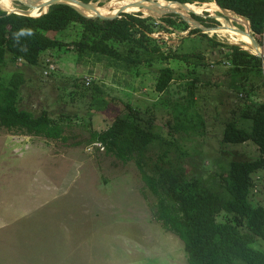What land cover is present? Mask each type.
Masks as SVG:
<instances>
[{
  "label": "rangeland",
  "instance_id": "obj_1",
  "mask_svg": "<svg viewBox=\"0 0 264 264\" xmlns=\"http://www.w3.org/2000/svg\"><path fill=\"white\" fill-rule=\"evenodd\" d=\"M91 1L92 7H98L111 0ZM211 2L216 1L193 0L190 4L201 7ZM11 5L14 9L30 8L17 0H12ZM43 8L36 2L30 10L37 14ZM142 8L164 9L159 5ZM181 9L185 13L172 10L157 16L154 11L137 12L167 26L168 29L155 27L150 33L162 50L206 51L209 60L215 62L212 66L197 67L177 59L127 64L102 54L80 55L69 45L43 51L38 65L17 67L9 60L10 67H2L5 72L9 70L4 77L10 76L12 70L24 71L27 82L22 107L35 113L44 108L54 116L62 112L70 117L64 120L67 140L27 135L24 130L0 126V264H189L184 242L158 220L157 196L143 180L135 157L123 161L100 143L90 146L93 133L105 130L112 116L130 103L156 132L178 143L187 153L182 156L173 147L170 156L175 160L179 155L183 165H190L213 186L218 181L216 175L233 160L261 156L253 140L227 143L222 138L229 119H236L245 129L251 128L252 121L238 115L264 100V74L251 77L254 90L249 95L243 89H232L225 73L231 66L224 55L227 49L210 53L212 41L201 35L209 31L189 33L199 28L197 20L188 9ZM215 12L224 23L216 19L219 24L213 25L245 30L246 20L233 11H227V16ZM169 16L176 20L175 24L162 20ZM208 34L223 43L243 46L228 35ZM49 35L70 44L80 40L81 29L73 26L67 33ZM254 36L264 43L262 36ZM111 44L121 54L131 47L126 42ZM48 59L55 68L45 75ZM166 66L174 67L176 76L160 92L156 85L160 70ZM191 70L199 73L201 79L192 109L197 115L194 113L193 117L197 123L202 119L203 124L197 129L175 131L171 126L190 97L191 79L180 74ZM87 80L104 92L92 98L91 87L84 84ZM76 81L80 89L76 88ZM79 90L88 92L82 95ZM162 148L160 143L153 144L150 157L156 160ZM253 180L251 201L264 206V168L253 174ZM254 245L264 249V239L258 238Z\"/></svg>",
  "mask_w": 264,
  "mask_h": 264
},
{
  "label": "trees",
  "instance_id": "obj_2",
  "mask_svg": "<svg viewBox=\"0 0 264 264\" xmlns=\"http://www.w3.org/2000/svg\"><path fill=\"white\" fill-rule=\"evenodd\" d=\"M215 1L221 7L245 16L250 21L253 34L262 36L264 0ZM119 11L121 10L108 8L97 13L116 15ZM203 13L206 16L191 14L207 26L219 24L207 11ZM162 20L170 25L176 23L172 16ZM73 26L80 27L81 36L80 40H73L70 44L49 35L50 32L67 33ZM155 27L168 29L166 25L156 23L150 16L142 17L141 12L137 11L123 12L116 18H100L83 15L65 3L53 4L47 12L39 16L8 13L0 8V126L51 139H68L64 134V120L70 117L69 115L60 112L59 116H54L44 108L40 113H35L21 106L27 80L24 71L17 69L12 70L10 76L4 77L9 70L5 72L2 67H10L9 60L17 67L18 64L34 66L41 63L43 51L72 45L80 55L102 54L123 60L127 64L177 59L203 68L215 63L209 60V52L202 50H162L156 43V38L150 35ZM195 31L201 30L195 28L189 33ZM201 35L212 41L213 50L210 53L215 49L220 52L226 51L223 48L227 49L223 54L231 64L225 72L230 77L228 84L232 89H243L246 95H249L254 90L250 82L251 77H261L264 74L263 59L239 44L223 43L208 33ZM111 41L126 42L131 47L121 54L114 49ZM199 75L194 70L180 74L182 78L191 79L188 88L190 97L188 104L183 107L184 110L176 117L177 122L171 126L175 131L197 129L198 125L203 124L202 119L198 123L195 121L193 116L194 113L197 115V112L192 111L196 87L201 80ZM159 76L156 89L162 92L175 79L174 67H163ZM91 83L88 80L84 82L86 86L91 87L92 98L104 92L98 84ZM75 85L79 88L80 83L76 81ZM79 92L84 95L88 91ZM124 105L125 109L112 116L105 130L93 133L92 141L101 142L108 153H113L123 161L135 157L143 180L157 196L158 220L184 242L189 264H264V249L254 245L258 238L264 239V206L254 203L250 198L254 185L253 174L264 168V100L253 103L238 115L252 121L249 130L239 126L237 120L232 118L226 122L222 138L227 143L253 140L258 145L261 156L254 160H233L226 169L216 175L218 181L215 186L193 171L190 165H183L179 155L174 160L170 156L173 147L182 156L187 153L181 150L178 143L166 140L156 132L150 121L143 119L130 103ZM233 113H236V110H233ZM155 143H160L163 147V152L156 160L149 155Z\"/></svg>",
  "mask_w": 264,
  "mask_h": 264
},
{
  "label": "bare ground",
  "instance_id": "obj_3",
  "mask_svg": "<svg viewBox=\"0 0 264 264\" xmlns=\"http://www.w3.org/2000/svg\"><path fill=\"white\" fill-rule=\"evenodd\" d=\"M24 1H28V0H24ZM45 1L46 0H32V3L35 4L34 2H39L42 5ZM157 2L138 1V0H111L107 4H104V5H101V6H98V7H91L89 9H84V8L78 6V5H77V7H79L87 15H92V14H95V13H97V12L103 10V9H108V8H115V9L122 10V11H125V12L126 11H132V10L143 11L146 14H150V13H152L154 11L153 14H155L157 16H159V15L165 13V12L172 11V10H174V11L176 10V11H180L182 13H185L184 11H182L181 8H186V9L189 10V12H190V10H200V11L208 10V11L213 12V14H216L215 11L223 12V10L219 7V5L216 2H211L209 4L205 3L201 7L199 5L195 6L194 4H190V3L185 7V6H183L181 4H178V3H172V2L169 3L167 0H158ZM11 4H12V0H0V6L3 9H6V10L14 9V8H11V6H12ZM144 5H150V6L159 5V6H163L164 9H162V10H154L153 8H151L150 9L151 11H150L148 9L142 8V6H144ZM43 7L44 8L42 9V11L37 13V14H33L31 12V10L29 12H30L31 15L37 16V15L41 14L42 12H44L45 10H47L46 6L43 5ZM36 8H38V6H36ZM40 8L41 7H39L38 9H40ZM186 9H185V11H187ZM224 14L226 16L228 15L226 12H224ZM185 15H187V14H185ZM218 18L221 21V24H223L224 23L223 18H220V17H218ZM241 18H243V17H241ZM244 20H246V19L244 18ZM246 22L247 23H246L245 30L248 31L249 24H248L247 20H246ZM209 32H219L221 34L228 35V36H230L229 38H231L232 41L241 43L245 48L251 49V46L249 45L251 40H250L249 36L246 33H242L240 31H232V30H229V28H227L225 26L219 27V28H216V29H211V30H209ZM261 50L264 51V49H261ZM253 51L256 52L255 49Z\"/></svg>",
  "mask_w": 264,
  "mask_h": 264
},
{
  "label": "water",
  "instance_id": "obj_4",
  "mask_svg": "<svg viewBox=\"0 0 264 264\" xmlns=\"http://www.w3.org/2000/svg\"><path fill=\"white\" fill-rule=\"evenodd\" d=\"M17 1H21L23 4H25L26 6L30 7L28 9H18V8H15V9H11V10H6L8 13H19V14H24V15H31L30 14V9L31 7L34 6V4L32 3V0H28V1H24V0H17ZM142 1H153V0H142ZM169 3L172 2V3H178V4H181L183 6H187L190 2H180V1H176V0H167ZM157 2V1H156ZM57 3H65V4H69L71 5L72 7H74L76 10H78L81 14L83 15H86L88 17H100V18H116V17H120L121 16V13L122 11H119L118 13L115 14H112V15H105V14H101V13H97L95 15H87L85 14L78 6L84 8V9H89L91 8L92 6V2L91 0L89 1H85V0H46L41 6H46L47 8H49V6L53 5V4H57ZM158 3V2H157ZM217 3V2H216ZM218 4V3H217ZM219 5V4H218ZM1 7V6H0ZM219 7L223 10V13L224 12H227V11H231L230 9H227V8H224V7H221L219 5ZM48 10H45L44 12L42 13H45L47 12ZM205 11H208V10H205ZM191 13H196V14H199V15H203V16H206L203 12H198V11H195V10H190ZM41 13V14H42ZM235 13V12H234ZM39 14V15H41ZM37 15V16H39ZM238 15V14H237ZM31 16H34V15H31ZM210 16L214 17L215 19L219 20V16L216 15V14H210ZM243 18H245L247 21H248V24H249V28H248V31L247 30H240V32L242 33H246L249 38H250V43L249 45L251 46V49H255L256 52H254V54L256 55H259L260 57H264V51L261 50V49H264V44H262L253 34V31L250 29L251 28V25H250V21L245 17V16H242V15H239ZM197 27H199V29L201 30V32H207L211 29H216V28H219L221 27L222 25H212V26H207V25H204L203 23H201L200 21L197 20ZM243 47V46H242ZM244 49H247L249 51H251V49L249 48H245L243 47ZM253 53V51H251Z\"/></svg>",
  "mask_w": 264,
  "mask_h": 264
},
{
  "label": "built area",
  "instance_id": "obj_5",
  "mask_svg": "<svg viewBox=\"0 0 264 264\" xmlns=\"http://www.w3.org/2000/svg\"><path fill=\"white\" fill-rule=\"evenodd\" d=\"M262 38H263V40H264V33L262 34ZM263 44H264V43H263ZM48 63H49V64H47V68H46L45 71H44L45 75H46V74H49V73H50L52 70H54V68H55L54 64L50 63L49 59H48ZM263 65H264V58H263ZM97 143H100V144L103 146V144H102L101 142H94V143H92L90 146L92 147V146L98 145ZM91 147H89V148H91Z\"/></svg>",
  "mask_w": 264,
  "mask_h": 264
},
{
  "label": "crops",
  "instance_id": "obj_6",
  "mask_svg": "<svg viewBox=\"0 0 264 264\" xmlns=\"http://www.w3.org/2000/svg\"><path fill=\"white\" fill-rule=\"evenodd\" d=\"M27 135H33V134H28V133H27Z\"/></svg>",
  "mask_w": 264,
  "mask_h": 264
}]
</instances>
